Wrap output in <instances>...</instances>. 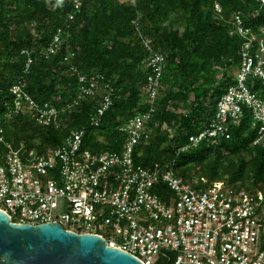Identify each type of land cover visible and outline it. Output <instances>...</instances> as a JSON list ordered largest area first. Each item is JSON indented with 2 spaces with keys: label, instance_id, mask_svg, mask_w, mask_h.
<instances>
[{
  "label": "trees",
  "instance_id": "obj_1",
  "mask_svg": "<svg viewBox=\"0 0 264 264\" xmlns=\"http://www.w3.org/2000/svg\"><path fill=\"white\" fill-rule=\"evenodd\" d=\"M57 33L60 43L48 52ZM247 40L264 59V0H0V149L9 143L48 156L83 130L82 149L119 152L128 139L121 127L146 112L134 164L170 169L199 190L237 184L255 198L260 193L264 214V129L250 108L230 120L228 137L189 140L209 127L218 100L235 83ZM154 54L164 61L152 95L146 85L155 74ZM89 81L95 88L82 93ZM245 82L264 100V79L249 74ZM14 84L32 105L23 100L16 108ZM105 97L109 105L99 115ZM35 105L56 111L41 123ZM151 192L165 202L173 195L163 182ZM170 261L161 250L153 264Z\"/></svg>",
  "mask_w": 264,
  "mask_h": 264
},
{
  "label": "built area",
  "instance_id": "obj_2",
  "mask_svg": "<svg viewBox=\"0 0 264 264\" xmlns=\"http://www.w3.org/2000/svg\"><path fill=\"white\" fill-rule=\"evenodd\" d=\"M78 1L74 7L77 8ZM219 10L218 4L215 5ZM249 30L241 29L245 34ZM251 35L250 39H254ZM60 43L55 34L47 51ZM252 40L244 43L242 63L235 83L228 86L217 102L209 127L191 135L192 144L208 135H229L230 120L242 116L243 106L251 109L254 120L264 129V100L251 92L246 79L256 74L264 79V59L251 52ZM163 57L149 58L153 66L146 85L153 95L161 74ZM31 57H27V68ZM84 81V76L80 77ZM89 81L82 93L95 88ZM15 106L32 99L19 84L10 87ZM105 97L100 115L109 105ZM38 122L47 123L55 106H34ZM149 114L131 117L122 126L128 139L119 152L92 154L82 149L83 130L69 135L48 156L34 149L20 152L5 143L0 149V209L12 221L39 223L58 221L66 229L103 237L109 246L125 250L144 264H153L161 250L171 255L169 264H264V214L258 211L257 197L234 184L214 182L199 190L170 169H148L134 164L133 146L142 134ZM0 136V143H3ZM163 182L173 195L163 201L151 187Z\"/></svg>",
  "mask_w": 264,
  "mask_h": 264
},
{
  "label": "water",
  "instance_id": "obj_3",
  "mask_svg": "<svg viewBox=\"0 0 264 264\" xmlns=\"http://www.w3.org/2000/svg\"><path fill=\"white\" fill-rule=\"evenodd\" d=\"M0 264H144L92 233L66 229L58 221H12L0 209Z\"/></svg>",
  "mask_w": 264,
  "mask_h": 264
},
{
  "label": "clouds",
  "instance_id": "obj_4",
  "mask_svg": "<svg viewBox=\"0 0 264 264\" xmlns=\"http://www.w3.org/2000/svg\"><path fill=\"white\" fill-rule=\"evenodd\" d=\"M57 3H60V0H57Z\"/></svg>",
  "mask_w": 264,
  "mask_h": 264
},
{
  "label": "crops",
  "instance_id": "obj_5",
  "mask_svg": "<svg viewBox=\"0 0 264 264\" xmlns=\"http://www.w3.org/2000/svg\"><path fill=\"white\" fill-rule=\"evenodd\" d=\"M222 182V181H221Z\"/></svg>",
  "mask_w": 264,
  "mask_h": 264
},
{
  "label": "rangeland",
  "instance_id": "obj_6",
  "mask_svg": "<svg viewBox=\"0 0 264 264\" xmlns=\"http://www.w3.org/2000/svg\"><path fill=\"white\" fill-rule=\"evenodd\" d=\"M194 186V185H193Z\"/></svg>",
  "mask_w": 264,
  "mask_h": 264
}]
</instances>
